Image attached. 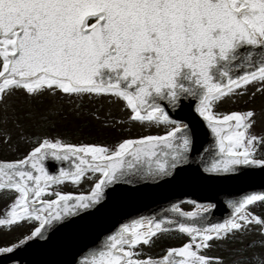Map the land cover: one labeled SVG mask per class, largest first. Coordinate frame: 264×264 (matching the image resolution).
I'll list each match as a JSON object with an SVG mask.
<instances>
[{"label":"snow or ice","instance_id":"6c2138e0","mask_svg":"<svg viewBox=\"0 0 264 264\" xmlns=\"http://www.w3.org/2000/svg\"><path fill=\"white\" fill-rule=\"evenodd\" d=\"M17 93L36 103L106 99L129 123L155 131L112 144L30 135L20 156L0 155V198L8 200L0 233L24 229L0 243L4 264H20L17 250L53 243L124 192L185 177L215 190L105 229L68 264H225L210 250L229 244L243 245L231 249V264H264V187L239 195L219 187L264 172L258 110L220 109L264 97V0H0V124ZM0 131V145H9ZM64 183L87 190L62 191ZM220 194L232 198L213 220ZM170 233L179 243L150 251Z\"/></svg>","mask_w":264,"mask_h":264},{"label":"trees","instance_id":"16d2710c","mask_svg":"<svg viewBox=\"0 0 264 264\" xmlns=\"http://www.w3.org/2000/svg\"><path fill=\"white\" fill-rule=\"evenodd\" d=\"M75 105L67 97L45 96L42 103L29 100L22 93L9 98L8 117L6 124H0V130H6L11 135V143L7 146L0 145V155L6 158L18 157L29 147L28 140L36 135L59 134L72 142H94L112 144L120 138L147 134L151 129L147 126L129 123L126 113L119 103H109L106 99L93 100L90 98H74ZM251 100L244 99L236 105L225 107L220 105L221 110L226 108H246ZM79 106V115L75 107ZM95 111L100 119H94L90 112ZM105 117H108L106 120ZM120 123H113V120ZM3 134V131H0ZM71 189V188H70ZM77 190V189H76ZM79 192L78 190H70ZM189 207V205H183ZM259 210V209H258ZM245 240L251 237H245ZM179 240L175 233H170L153 247L151 252H159L160 247L167 244H176ZM234 247H243L242 244H229L227 247L213 248L210 255L222 256L225 264H231L238 253L231 251Z\"/></svg>","mask_w":264,"mask_h":264},{"label":"water","instance_id":"95a60500","mask_svg":"<svg viewBox=\"0 0 264 264\" xmlns=\"http://www.w3.org/2000/svg\"><path fill=\"white\" fill-rule=\"evenodd\" d=\"M207 133V129H204ZM209 137L204 136L205 142ZM48 168L54 171L56 165L49 161ZM219 187L231 191L235 195L250 190H260L264 187V172L256 171L245 177L229 180ZM207 186L201 185L190 177H185L177 182L152 184L146 183L137 186V190L132 193L124 192L113 198L103 209L92 216L74 221L54 238L53 243L45 245L42 242L30 243L26 248H21L14 253L15 258L20 260V264H68L77 249L85 244H91L97 235L103 236L105 229L118 226L119 222H124L129 217L136 215H151L158 213L161 208H166L168 202L179 199L204 201L210 191ZM229 196L220 194L216 210L212 214V219L224 218L228 209L225 201ZM0 264H4L0 258Z\"/></svg>","mask_w":264,"mask_h":264},{"label":"rangeland","instance_id":"374dc122","mask_svg":"<svg viewBox=\"0 0 264 264\" xmlns=\"http://www.w3.org/2000/svg\"><path fill=\"white\" fill-rule=\"evenodd\" d=\"M244 99H248L251 100V102L253 101V103H249L247 107H253L256 108L258 110V115L256 118V124L255 127L253 129V131L257 132V133H262L264 134V97L257 95L254 98H249L247 96L244 97H237L236 98V102L232 103V102H226L222 105H224L225 107H229L230 105H236L237 102L244 100ZM237 106V105H236ZM234 108H226V110H232ZM236 109V108H235ZM240 109H244V108H240ZM152 131H155V129H151ZM60 190L62 191H70L75 190V191H86L87 190V184L85 183L82 187L77 188L74 185H71L70 183H64L58 186ZM71 188V189H70ZM77 189V190H76ZM8 203L7 198H0V212H3L5 210L6 204ZM183 208L188 209L189 207H185L182 205ZM24 229L23 228H18V229H13L12 232H2L0 233V243H5V242H9V241H14L15 238L20 235L21 232H23Z\"/></svg>","mask_w":264,"mask_h":264}]
</instances>
